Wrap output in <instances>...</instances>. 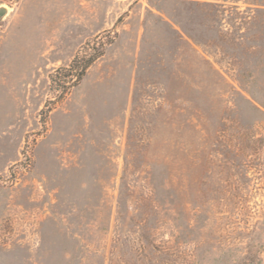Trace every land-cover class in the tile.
<instances>
[{"label": "rangeland", "instance_id": "rangeland-1", "mask_svg": "<svg viewBox=\"0 0 264 264\" xmlns=\"http://www.w3.org/2000/svg\"><path fill=\"white\" fill-rule=\"evenodd\" d=\"M2 8L0 264H264V0Z\"/></svg>", "mask_w": 264, "mask_h": 264}, {"label": "trees", "instance_id": "trees-1", "mask_svg": "<svg viewBox=\"0 0 264 264\" xmlns=\"http://www.w3.org/2000/svg\"><path fill=\"white\" fill-rule=\"evenodd\" d=\"M96 57L92 56L89 59H86L85 57H77L73 60V62L69 65V72L73 70L78 71V79L82 78L86 72V70L92 65V63L95 61Z\"/></svg>", "mask_w": 264, "mask_h": 264}, {"label": "water", "instance_id": "water-1", "mask_svg": "<svg viewBox=\"0 0 264 264\" xmlns=\"http://www.w3.org/2000/svg\"><path fill=\"white\" fill-rule=\"evenodd\" d=\"M7 13V10L2 8L0 9V16H4Z\"/></svg>", "mask_w": 264, "mask_h": 264}]
</instances>
